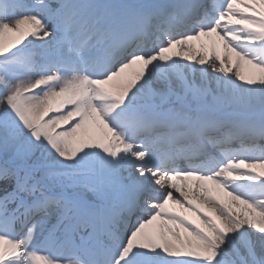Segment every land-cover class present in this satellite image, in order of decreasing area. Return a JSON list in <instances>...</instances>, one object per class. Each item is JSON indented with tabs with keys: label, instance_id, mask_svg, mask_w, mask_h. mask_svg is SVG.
Returning <instances> with one entry per match:
<instances>
[{
	"label": "snow or ice",
	"instance_id": "obj_1",
	"mask_svg": "<svg viewBox=\"0 0 264 264\" xmlns=\"http://www.w3.org/2000/svg\"><path fill=\"white\" fill-rule=\"evenodd\" d=\"M0 264H264V0H0Z\"/></svg>",
	"mask_w": 264,
	"mask_h": 264
}]
</instances>
